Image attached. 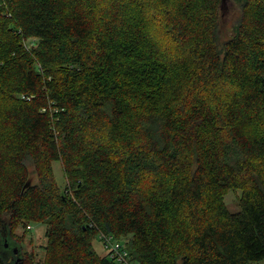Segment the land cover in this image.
<instances>
[{
    "label": "trees",
    "instance_id": "16d2710c",
    "mask_svg": "<svg viewBox=\"0 0 264 264\" xmlns=\"http://www.w3.org/2000/svg\"><path fill=\"white\" fill-rule=\"evenodd\" d=\"M232 1L223 40L222 0H0V264H36L2 242L35 225L41 264H118L101 235L131 264L264 260V0Z\"/></svg>",
    "mask_w": 264,
    "mask_h": 264
},
{
    "label": "rangeland",
    "instance_id": "374dc122",
    "mask_svg": "<svg viewBox=\"0 0 264 264\" xmlns=\"http://www.w3.org/2000/svg\"><path fill=\"white\" fill-rule=\"evenodd\" d=\"M239 17H240V9L237 7V5L232 0H225L221 10L219 11V19H220L219 35L221 39L226 40L231 36L232 27L235 24V22L239 19ZM53 170L57 184L59 185L60 188H63L66 183L59 162H55L53 164ZM29 172L32 183H35L37 179L35 177V173L31 166H29ZM239 196H240L239 192L230 191L225 197V203L230 212H236L239 210V206H238ZM44 231H45V227L43 225H35L32 226V229L27 230V232L24 229L17 231V235L19 237L24 236L23 239L20 240V244H17L15 241L11 239L4 241L6 237L5 235L3 236L2 242L3 244L7 243V248H10L11 251H13V249H17V253H18L20 249L22 253L34 254L36 264H41L44 258V246L46 243ZM104 236L105 235H102L101 237L102 241L104 239ZM110 239H111V244H115L116 242H118V240L114 239L112 236H110ZM102 241H100L99 239H95V241L93 242V249L95 252H97L102 256L108 255V249L107 248L105 249V246L103 245L104 241L103 243ZM0 251L2 258L6 262H9L12 256L8 252V250L5 251L2 248H0ZM250 264H264V260L258 262H252Z\"/></svg>",
    "mask_w": 264,
    "mask_h": 264
},
{
    "label": "built area",
    "instance_id": "2783aa9c",
    "mask_svg": "<svg viewBox=\"0 0 264 264\" xmlns=\"http://www.w3.org/2000/svg\"><path fill=\"white\" fill-rule=\"evenodd\" d=\"M103 241L105 248L108 249V255L112 260L115 262L117 261L118 264H131L129 261V254L123 249L124 246L121 243L116 242L115 244H111L110 236L106 235L104 236Z\"/></svg>",
    "mask_w": 264,
    "mask_h": 264
},
{
    "label": "water",
    "instance_id": "95a60500",
    "mask_svg": "<svg viewBox=\"0 0 264 264\" xmlns=\"http://www.w3.org/2000/svg\"><path fill=\"white\" fill-rule=\"evenodd\" d=\"M222 2H224V0H222ZM5 247H7V243L5 244ZM13 252H17V249H13Z\"/></svg>",
    "mask_w": 264,
    "mask_h": 264
}]
</instances>
